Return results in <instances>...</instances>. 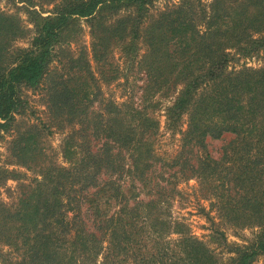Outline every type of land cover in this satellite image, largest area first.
<instances>
[{
  "label": "trees",
  "instance_id": "1",
  "mask_svg": "<svg viewBox=\"0 0 264 264\" xmlns=\"http://www.w3.org/2000/svg\"><path fill=\"white\" fill-rule=\"evenodd\" d=\"M11 1L24 5L31 35L26 46H13L26 29L0 11V131L23 107L21 87L37 86L52 60L60 62L78 18L89 22L94 62L116 48L143 76L137 102L104 98L81 52L50 77L46 107L76 124L68 137L77 141L63 146L71 165L45 168L16 205L0 204V244L21 249L14 264H217L213 248L169 215L177 178L197 179L225 221L256 227L242 244L211 227L209 241L229 254L223 264L264 258V65L227 69L234 57L264 50V0H211L206 11L199 0H180L154 17V0ZM117 75L112 66L102 81ZM157 95H173L164 128L180 134L179 150L163 161L153 150ZM226 135L213 158L207 140ZM32 147L15 145L18 163ZM155 171L167 176L152 182L147 198L121 190L120 177L142 180ZM15 175L0 170L2 179ZM100 185L107 195L84 206L82 193Z\"/></svg>",
  "mask_w": 264,
  "mask_h": 264
},
{
  "label": "rangeland",
  "instance_id": "2",
  "mask_svg": "<svg viewBox=\"0 0 264 264\" xmlns=\"http://www.w3.org/2000/svg\"><path fill=\"white\" fill-rule=\"evenodd\" d=\"M210 1L199 0V3L206 11ZM179 2L180 0H154L148 5V16L154 17L158 12L165 8L174 7ZM23 7L22 3L0 0V11L14 14L24 30L26 29L23 37L12 42L13 46H26L31 35V24L27 21ZM49 7V5H43L44 10ZM45 14V12L42 13V15ZM88 24L87 19H76L69 31L70 39L63 46L64 49L58 52L60 62H58L57 57L52 60L49 65L50 73L37 86L21 87L20 97L23 100V107L13 115L9 125L0 131V170H12L16 173L14 177L0 178V204L5 206L16 205L21 193L31 187L35 179L40 178V171L42 172L45 168L71 165L72 160L66 159L63 155V146L64 144H74V140L77 141L76 138L72 143V138L68 137L72 135L70 129L76 128V124L72 127L63 118H52L46 107V86L51 76L63 74L66 70L67 66H62V62L74 59L81 52L80 55L88 60L91 76L99 81L98 86L104 98H110L116 102L124 101L126 98L137 102L139 99V87L143 83L142 73L135 70V64L129 65L123 62L122 56L116 48L110 49L100 62H94L90 56L91 36ZM262 65H264V50L251 57H234L228 62L227 69ZM112 66L119 71V75L105 83L102 81V76L106 77L109 68ZM99 70L102 71L101 76L98 73ZM129 84H132L131 89ZM155 98L158 99L159 105L152 115L158 119L159 129L154 137L153 150L163 161L173 157L179 150L180 134L171 133L164 128L163 108L171 102L173 95L167 97L157 95ZM228 138L229 136L226 135L222 139L207 140L206 149L213 158L218 157L220 146ZM16 144H31L33 146L29 149V154L27 153L23 157L25 162L23 164L18 163L22 159L18 158L17 154L19 153L14 149ZM161 173L163 172H146L142 180H133L125 175L119 178L118 183L126 195L133 194L136 198L145 199L151 191L152 182L160 178ZM163 174L166 177L167 171ZM101 186L88 188L82 193L84 206L90 202L88 200L100 197L102 199L107 195L104 190H99ZM174 187L175 192L168 200L170 217L182 219L187 224L191 234L204 241L209 248H213L219 260L217 264H223L229 254L223 248L209 241L211 227H217L221 230L225 235L226 242L229 243L242 244L252 237L256 227L237 226L218 216L215 205H211L215 199L211 195H201L197 179L177 178L174 181ZM110 202L108 211H111L114 206V202ZM20 254V248L16 249L0 244V264H14L19 259ZM252 264H264V258L258 256Z\"/></svg>",
  "mask_w": 264,
  "mask_h": 264
}]
</instances>
